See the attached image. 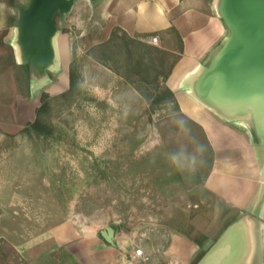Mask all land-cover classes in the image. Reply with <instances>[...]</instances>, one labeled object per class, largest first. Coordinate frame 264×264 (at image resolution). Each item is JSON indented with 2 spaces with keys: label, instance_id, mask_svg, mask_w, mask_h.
<instances>
[{
  "label": "rangeland",
  "instance_id": "rangeland-1",
  "mask_svg": "<svg viewBox=\"0 0 264 264\" xmlns=\"http://www.w3.org/2000/svg\"><path fill=\"white\" fill-rule=\"evenodd\" d=\"M34 3L0 0V264H82L78 249L101 254L108 227L117 251L139 244L157 262L205 242L217 210L203 184L212 151L165 85L176 32L172 50L94 0H67L54 20L70 35L79 95L53 102L51 136H29L21 129L40 103L27 106L29 69L6 37Z\"/></svg>",
  "mask_w": 264,
  "mask_h": 264
},
{
  "label": "crops",
  "instance_id": "crops-1",
  "mask_svg": "<svg viewBox=\"0 0 264 264\" xmlns=\"http://www.w3.org/2000/svg\"><path fill=\"white\" fill-rule=\"evenodd\" d=\"M94 1L128 33L157 34L174 50V30L181 42L165 85L210 145L203 184L217 210L205 242H185L171 257L179 264H197L217 244L213 251L221 264H264V0H213L209 5L201 0ZM6 40L17 66L29 69L33 86L27 106L33 100L37 106L43 92L69 89L70 35L54 17L41 57L27 54L18 23ZM96 243L101 254L78 249L82 264H138L132 259L134 246L125 253L105 239Z\"/></svg>",
  "mask_w": 264,
  "mask_h": 264
},
{
  "label": "water",
  "instance_id": "water-1",
  "mask_svg": "<svg viewBox=\"0 0 264 264\" xmlns=\"http://www.w3.org/2000/svg\"><path fill=\"white\" fill-rule=\"evenodd\" d=\"M66 2L67 0H35L33 7L27 10L26 16L18 24L23 31L25 48L28 55L36 57L45 55L44 34L46 30L53 28L54 14ZM101 234L107 242L114 243V230L112 228L108 227L106 230H101ZM216 245L209 249L197 264H221L216 251H213Z\"/></svg>",
  "mask_w": 264,
  "mask_h": 264
},
{
  "label": "trees",
  "instance_id": "trees-1",
  "mask_svg": "<svg viewBox=\"0 0 264 264\" xmlns=\"http://www.w3.org/2000/svg\"><path fill=\"white\" fill-rule=\"evenodd\" d=\"M77 86L75 84V75L72 68V63L70 65V87L66 91L60 92L58 94L51 95L48 92H43L40 97V104L35 110V117L32 121H28L26 125L21 129L22 133L29 136L35 137H49L53 133V127L51 125V119L53 115V102L64 100H73L78 97ZM171 93L172 91L169 90ZM178 106V105H177Z\"/></svg>",
  "mask_w": 264,
  "mask_h": 264
},
{
  "label": "built area",
  "instance_id": "built-area-1",
  "mask_svg": "<svg viewBox=\"0 0 264 264\" xmlns=\"http://www.w3.org/2000/svg\"><path fill=\"white\" fill-rule=\"evenodd\" d=\"M149 41L153 44H158L159 42V36L158 35H150ZM167 251H165L166 253ZM133 261L136 263L140 264H149L151 261H153V256L146 252L143 246L139 244H135L134 246V254L132 255ZM158 264H179L178 261L173 259V257H168L166 261L164 262H159Z\"/></svg>",
  "mask_w": 264,
  "mask_h": 264
},
{
  "label": "bare ground",
  "instance_id": "bare-ground-1",
  "mask_svg": "<svg viewBox=\"0 0 264 264\" xmlns=\"http://www.w3.org/2000/svg\"><path fill=\"white\" fill-rule=\"evenodd\" d=\"M62 75V74H61Z\"/></svg>",
  "mask_w": 264,
  "mask_h": 264
}]
</instances>
